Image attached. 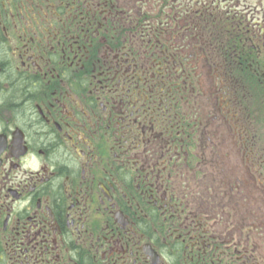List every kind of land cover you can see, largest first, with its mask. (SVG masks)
<instances>
[{
	"label": "flooded vegetation",
	"instance_id": "flooded-vegetation-1",
	"mask_svg": "<svg viewBox=\"0 0 264 264\" xmlns=\"http://www.w3.org/2000/svg\"><path fill=\"white\" fill-rule=\"evenodd\" d=\"M263 8L0 0V264H264Z\"/></svg>",
	"mask_w": 264,
	"mask_h": 264
},
{
	"label": "rangeland",
	"instance_id": "rangeland-1",
	"mask_svg": "<svg viewBox=\"0 0 264 264\" xmlns=\"http://www.w3.org/2000/svg\"><path fill=\"white\" fill-rule=\"evenodd\" d=\"M255 78H257L256 74ZM262 82L264 84V79H262ZM250 90L254 95L249 98L248 102V109L251 113L250 128L254 130V138L264 147V101L259 97L258 83L256 80L250 82Z\"/></svg>",
	"mask_w": 264,
	"mask_h": 264
}]
</instances>
